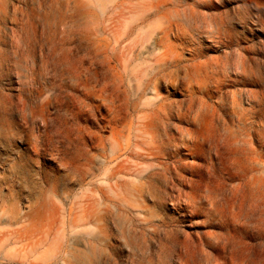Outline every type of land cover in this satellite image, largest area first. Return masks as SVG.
Instances as JSON below:
<instances>
[{
    "label": "bare ground",
    "instance_id": "bare-ground-1",
    "mask_svg": "<svg viewBox=\"0 0 264 264\" xmlns=\"http://www.w3.org/2000/svg\"><path fill=\"white\" fill-rule=\"evenodd\" d=\"M250 1L260 19L264 0ZM22 4L0 0V67L10 34L28 52L31 36L45 31L41 55L63 68L20 122L0 100V264H104L110 225L123 227L140 212L127 199L132 178L140 180L147 167L153 187L171 146L195 159L213 151L226 169L239 171L233 177L247 178L240 203L228 200L233 227L225 238L243 244L237 226L264 233V181L253 176L261 165L250 146L255 132L264 135V89L258 96L245 88L242 102L240 91L224 87L226 68L243 83L264 78V59L256 67L241 52L248 48L236 44V28L222 12L203 10L197 0H32L25 12ZM200 35L228 49L203 51L192 45ZM62 76L74 83L65 94ZM92 106L103 109L106 133L91 125ZM27 124L36 133H26ZM20 134L26 136L15 145ZM46 152L53 160L40 174L30 168L38 161L32 154ZM14 184L30 191L21 206ZM262 249L260 264L264 243Z\"/></svg>",
    "mask_w": 264,
    "mask_h": 264
},
{
    "label": "rangeland",
    "instance_id": "rangeland-1",
    "mask_svg": "<svg viewBox=\"0 0 264 264\" xmlns=\"http://www.w3.org/2000/svg\"><path fill=\"white\" fill-rule=\"evenodd\" d=\"M21 1L25 12L32 0ZM197 4L203 10L222 12L224 22L236 28V44L248 48L241 52L252 56L255 66L259 67L260 59H264V13L257 19L250 11V0H197ZM23 19L26 20L24 14ZM10 38H13L12 34ZM10 38L4 42L0 100L5 104L9 117L20 122L21 117L29 114L30 107L36 103L38 90L53 83L55 78L59 79L63 66L52 61L47 63L42 57L40 45L46 38L45 31L40 36H31L28 52ZM207 38L200 35L192 45L210 54H223L228 49L226 45L207 41ZM257 71L262 73L260 69ZM225 76L224 87L238 94L240 91L242 102L248 99L245 88L257 90L258 96L264 89V78L259 74L254 82L243 83L231 67L225 69ZM60 87L65 94L74 87V83L66 78ZM99 102L92 99L94 105ZM103 112V109L97 110L92 106L88 117L94 128L106 133V123L101 119ZM256 125L262 124L257 120ZM25 129L26 133L34 134L37 128L27 124ZM19 136L14 138L15 145H19L18 138L23 139L26 135ZM250 146L254 150V161L261 165L260 169L254 167L253 176L264 181V135L255 132ZM96 151H99L98 148ZM32 156L38 161L33 162L30 168L45 174L46 165L53 160L51 154L46 152ZM162 160L168 167H159L161 176L153 180V187L147 185V167H141L144 174L140 180L132 178L129 184L131 194L127 195V199L140 212L136 218L129 215L123 227L110 225V244L106 248L104 264H260L264 233L245 232L242 226H237L236 236L243 244H237L228 235V240L224 237L225 229L233 227L230 225L232 207L229 201L235 199L236 204L240 203L241 195L249 187L245 186L247 178L233 177L239 171L226 169L213 151L195 159L182 148L171 146ZM173 163L180 166L174 167ZM185 163L193 167H185ZM64 183L67 181L60 178L61 187ZM140 184L143 185L141 193L134 190ZM26 190L29 191V188L25 189L20 184L12 186V197L17 206L22 205L28 193ZM244 205L246 207L248 202Z\"/></svg>",
    "mask_w": 264,
    "mask_h": 264
}]
</instances>
